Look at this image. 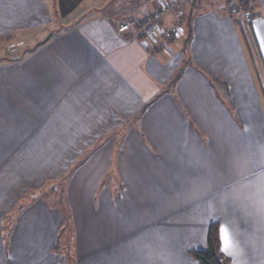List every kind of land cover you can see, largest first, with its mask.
I'll use <instances>...</instances> for the list:
<instances>
[{
	"label": "crops",
	"instance_id": "0c3cea01",
	"mask_svg": "<svg viewBox=\"0 0 264 264\" xmlns=\"http://www.w3.org/2000/svg\"><path fill=\"white\" fill-rule=\"evenodd\" d=\"M146 1L153 10L0 0V25L52 34L0 62V264H199L215 223L227 264H264V78L242 46L250 25L226 0H180L162 20L180 27L172 40L118 33L161 11ZM251 26L264 61V15ZM77 162L59 205L39 195Z\"/></svg>",
	"mask_w": 264,
	"mask_h": 264
},
{
	"label": "rangeland",
	"instance_id": "374dc122",
	"mask_svg": "<svg viewBox=\"0 0 264 264\" xmlns=\"http://www.w3.org/2000/svg\"><path fill=\"white\" fill-rule=\"evenodd\" d=\"M128 1L129 0H115L116 3H114V6L118 9V7L116 6L118 4V6H123L126 8ZM139 1H140L139 8H138L139 12H142L145 10L151 11L153 10L155 6L154 4H151V2H147L146 0H139ZM198 1H204V0H198ZM251 1L253 2L254 5L258 6L254 9V14H253V16H255L254 19H259L260 16L264 15V5H262L261 0H251ZM125 8L123 9L125 10ZM132 8L133 7L129 8L128 10ZM257 8L261 9L260 13ZM128 10L124 11L126 13V16H128V14H135V16L137 14H140L138 12L133 13L132 11H128ZM53 13L55 14L54 21L61 18V15H58L56 11H53ZM228 13L229 12L227 11V14ZM228 15L236 22V24L239 27L238 22H241V18L239 14L234 12ZM129 21L132 22V21H135V19L129 20ZM53 22L51 23L52 28L54 27L55 30L62 28V26H55ZM249 25H248L249 28L247 30V34L249 36L250 44L247 43L245 37H243V32L240 30L241 37H242V46H243L246 58L253 71L254 76L258 77V74L256 71V67H258L264 78V61L261 56V54L263 53L261 41H259L260 39L257 40L255 38L253 27L251 26V24ZM46 30H47V27L41 28L39 26L38 27L26 26L25 28H19L17 30H13L11 28L5 27L4 25H0V62L2 61L3 58L21 59L23 55H26V53L29 54V52H31L30 50H32L36 46V44L39 43V41H42L47 38ZM263 44H264V40H263ZM259 45L261 46V49L259 48ZM86 156L87 155H81L78 162L84 160ZM78 162L76 163V165H73L72 167H70L71 169L66 172V175L74 171V167L78 165ZM16 177L19 179H22L23 175L20 174V175H17ZM12 179H16L15 176ZM55 184H59L58 191L48 192V190L52 188V185H55ZM40 191L41 192L47 191V193L43 195L44 198L48 202L54 205H59L58 201L61 198L64 199L63 196H64V191H65V186H64L62 179L60 181H57V179H48L45 183V186L42 187ZM29 199H30V196L28 194L27 196L24 197L23 201L19 202L18 204L16 203L14 209L4 217L3 223H2L4 227H9V225L13 224L14 220L16 219L20 211L28 203ZM66 236L67 238H69V236H71V233L68 232Z\"/></svg>",
	"mask_w": 264,
	"mask_h": 264
},
{
	"label": "built area",
	"instance_id": "2783aa9c",
	"mask_svg": "<svg viewBox=\"0 0 264 264\" xmlns=\"http://www.w3.org/2000/svg\"><path fill=\"white\" fill-rule=\"evenodd\" d=\"M161 5V11L155 12L146 21H123L118 25V33L125 34L132 30L133 27L137 28L136 38L150 37L154 38L156 35H160L164 40L170 41L175 36L180 35V27L174 25L170 29H163L162 20L166 13H171L176 10L180 0H158ZM230 4L235 8L241 18V23L248 26L253 21V14L241 8L239 0H228ZM159 44H162L160 42Z\"/></svg>",
	"mask_w": 264,
	"mask_h": 264
},
{
	"label": "trees",
	"instance_id": "16d2710c",
	"mask_svg": "<svg viewBox=\"0 0 264 264\" xmlns=\"http://www.w3.org/2000/svg\"><path fill=\"white\" fill-rule=\"evenodd\" d=\"M239 1L241 4L240 6L241 8H243V10H246L253 14L255 5L253 4L251 0H239ZM225 3H226L227 10L229 12L228 14L234 13L235 8L230 4V2L226 0ZM254 17L255 16H253V19ZM144 38L145 37H139L138 39L143 40ZM39 47L40 46H38L35 50H37ZM30 51L32 52L34 50L32 49ZM8 60L14 63H19L21 59H8ZM73 172L62 178L63 183H65V181H67L69 177H71ZM58 189H59V184H55V185H52V188H50L48 192L58 191ZM46 193L47 191H42L40 192L39 195L44 197L43 195ZM193 255L199 264H227L228 263V258H226L224 253L222 252V243H221L219 224L215 223L210 228V231L208 234V248L206 250L195 251L193 252Z\"/></svg>",
	"mask_w": 264,
	"mask_h": 264
},
{
	"label": "snow or ice",
	"instance_id": "6c2138e0",
	"mask_svg": "<svg viewBox=\"0 0 264 264\" xmlns=\"http://www.w3.org/2000/svg\"><path fill=\"white\" fill-rule=\"evenodd\" d=\"M223 233V240H224V244H225V250H227L228 247H230L231 241L230 238L227 234V230L226 229H222L221 230Z\"/></svg>",
	"mask_w": 264,
	"mask_h": 264
},
{
	"label": "water",
	"instance_id": "95a60500",
	"mask_svg": "<svg viewBox=\"0 0 264 264\" xmlns=\"http://www.w3.org/2000/svg\"><path fill=\"white\" fill-rule=\"evenodd\" d=\"M51 37H52V34H49L46 39H44L43 41L36 44V46L33 48V50H35L38 46L46 44L51 39Z\"/></svg>",
	"mask_w": 264,
	"mask_h": 264
}]
</instances>
